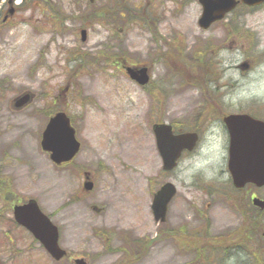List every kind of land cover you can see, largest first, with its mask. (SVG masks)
I'll return each mask as SVG.
<instances>
[{"label": "rangeland", "instance_id": "1", "mask_svg": "<svg viewBox=\"0 0 264 264\" xmlns=\"http://www.w3.org/2000/svg\"><path fill=\"white\" fill-rule=\"evenodd\" d=\"M8 1L0 0V264H75L81 256L89 264H225L230 256L237 264H264V239H247L244 249L230 247L242 204L255 194L264 197V187L233 186L228 134L211 108L219 104L225 112L264 117V101L225 105L221 84L228 70L223 61L237 51L241 64L252 65H229L241 76L264 64L258 48L264 42V4L241 6L202 29L198 0H13V14ZM153 21L162 40L152 34ZM222 50L229 55L218 59ZM124 65H148L150 85L130 79ZM235 86L229 77L228 91ZM27 90L35 93L34 101L13 110L12 99ZM58 110L71 117L82 143L73 161L62 165L40 144L49 116ZM211 121L223 128L221 174L226 171L229 179L205 182L198 175L191 184L178 182L177 168H162L153 124L194 125L202 135ZM86 175L94 181L92 190L83 187ZM166 181L178 192L163 224L155 221L151 204ZM29 198L59 226L70 257L56 262L13 220V205ZM163 225L202 236L197 247H185L175 237L162 239ZM191 250L217 255L201 253L202 259L213 256L196 263Z\"/></svg>", "mask_w": 264, "mask_h": 264}, {"label": "water", "instance_id": "2", "mask_svg": "<svg viewBox=\"0 0 264 264\" xmlns=\"http://www.w3.org/2000/svg\"><path fill=\"white\" fill-rule=\"evenodd\" d=\"M94 1V0H91ZM203 12L199 24L208 28L213 22L224 18L240 2L249 6H257L264 0H200ZM82 40L86 39L87 32L82 29ZM250 62H244L241 67L247 69ZM130 76L141 84L149 80L147 68L139 70L128 68ZM33 94L23 93L14 99V107L20 109L30 103ZM230 132V159L229 169L234 184L241 187L246 181L264 184V121L254 119L248 114H230L225 117ZM156 134L158 149L161 153L165 169H172L184 148L192 149L198 135L195 132L174 134L172 126L166 123H156L153 126ZM42 147L50 151L53 161L60 164L69 161L80 149V141L76 138V130L71 125L70 118L63 111L52 116L43 132ZM85 188L92 189L93 182L86 181ZM176 194L173 183L167 182L155 193L152 210L157 221H165L168 203ZM260 206L264 201L254 200ZM15 218L18 222L30 229L56 258L66 255V250L58 242V227L43 213L35 199L14 207ZM77 264H87L84 258L76 259Z\"/></svg>", "mask_w": 264, "mask_h": 264}, {"label": "clouds", "instance_id": "3", "mask_svg": "<svg viewBox=\"0 0 264 264\" xmlns=\"http://www.w3.org/2000/svg\"><path fill=\"white\" fill-rule=\"evenodd\" d=\"M258 48L264 51V42ZM228 55L226 50H222L217 58ZM242 60L243 56L237 51L234 54V59L223 61V67L228 69L221 78V84L224 86L222 91L225 93L222 100L225 105L235 107L253 99L264 101V64L258 65L245 77L241 76L239 70L229 67V65L234 66ZM229 77L236 83L231 92L227 89ZM215 87V84L210 85L212 89ZM225 155L223 128L219 122L211 121L203 131L193 152L177 163V181L188 185L198 175L202 176L205 182L227 181L228 173L225 171L221 174L224 169ZM238 255L242 260L243 254L239 253ZM225 264H237L236 256L228 257Z\"/></svg>", "mask_w": 264, "mask_h": 264}, {"label": "flooded vegetation", "instance_id": "4", "mask_svg": "<svg viewBox=\"0 0 264 264\" xmlns=\"http://www.w3.org/2000/svg\"><path fill=\"white\" fill-rule=\"evenodd\" d=\"M13 12H14V8L11 6L10 7V14H13ZM9 17H10L9 14H7V13L4 14V21H7L9 19ZM245 211L247 212L245 218H249L247 220V222H248L251 233L255 234L256 236L263 234L264 232L262 230L260 212L257 213L255 208H252V207H246Z\"/></svg>", "mask_w": 264, "mask_h": 264}, {"label": "trees", "instance_id": "5", "mask_svg": "<svg viewBox=\"0 0 264 264\" xmlns=\"http://www.w3.org/2000/svg\"><path fill=\"white\" fill-rule=\"evenodd\" d=\"M200 238H201L200 236H199V237H197V244L199 243V241H200ZM199 251H200V254H201V253H203V251H204V250H199Z\"/></svg>", "mask_w": 264, "mask_h": 264}]
</instances>
